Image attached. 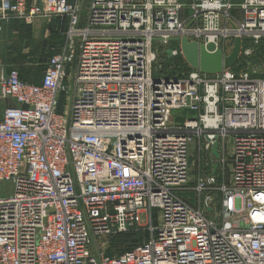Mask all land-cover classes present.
Listing matches in <instances>:
<instances>
[{
  "label": "built area",
  "instance_id": "1",
  "mask_svg": "<svg viewBox=\"0 0 264 264\" xmlns=\"http://www.w3.org/2000/svg\"><path fill=\"white\" fill-rule=\"evenodd\" d=\"M10 19H61L68 33L41 83L0 75V264H264V0H0V22ZM171 38L226 55L236 38L253 41L219 75L158 78L157 44L183 58ZM156 87L197 114L154 127ZM137 136L141 164L105 143ZM193 138L224 153L232 141L230 156L207 159L221 179L199 176L194 204ZM133 231L149 237L130 251L97 244Z\"/></svg>",
  "mask_w": 264,
  "mask_h": 264
},
{
  "label": "crops",
  "instance_id": "2",
  "mask_svg": "<svg viewBox=\"0 0 264 264\" xmlns=\"http://www.w3.org/2000/svg\"><path fill=\"white\" fill-rule=\"evenodd\" d=\"M25 1L30 6H39L41 3V0ZM90 1L91 0H79V3L86 8ZM40 20L42 19L27 23L19 19H10L8 21L0 22V75L8 74L12 71H18L22 79L25 81L36 83L42 82L43 70L45 68L44 61L46 58L47 60L49 59L47 55L54 47L52 46L54 44L51 43H53L52 38H54L55 25L52 22ZM166 55L169 56L168 54ZM167 76H169L168 73L160 74V77ZM197 111V104L194 103L192 109L186 111L180 110L179 112H183L184 119L187 120L194 117L197 114ZM181 126H183V124L169 127L178 128ZM191 145L192 156L190 162L191 164L193 163L191 168L194 169L195 163L198 164L197 172H195V174L193 172L195 180L197 181L199 176L205 177L210 175L217 176L220 180L221 174L219 167H210L206 161L210 157L222 158L226 153L227 156H230L232 147L227 149L226 153H224L223 147L220 144H216L210 151H206L203 147L204 140L199 141L196 138L192 139ZM196 181L193 185L188 186L190 191L185 195L187 200L192 204L195 202V194L191 190L195 186ZM216 196L218 197L217 199ZM219 202V195L215 194L213 196V201L211 202V208H213L214 211L218 210ZM204 212L210 213V210L204 209Z\"/></svg>",
  "mask_w": 264,
  "mask_h": 264
},
{
  "label": "rangeland",
  "instance_id": "3",
  "mask_svg": "<svg viewBox=\"0 0 264 264\" xmlns=\"http://www.w3.org/2000/svg\"><path fill=\"white\" fill-rule=\"evenodd\" d=\"M186 2V1H184ZM234 3L239 4L242 3V0H234ZM40 21H45V22H52L54 23V38L53 39V43L54 44L52 46H54L50 52L48 53L47 57L49 58V56H52L56 53H59L63 47L65 46V43L67 41V31H68V24L65 20H61V19H42ZM47 46V45H44ZM157 49L160 50V58L163 59L165 56V52H167L170 48L169 46H160L157 44ZM54 51V52H53ZM260 51L262 52V54H264V47L260 49ZM47 58L44 61V65L46 62ZM180 60V58H177L176 60L172 61L174 62L173 64L169 65V62L167 60H165V62H158V65H156L155 69L153 70V73L156 77H160V74H170L173 73L175 71H177L178 69H182L181 67L179 68V66H177L176 63H178ZM185 61V60H184ZM255 63L258 62V59L256 58V60L251 61V63ZM180 63V62H179ZM179 73H184L183 71H177L176 74ZM155 100H154V105H153V126L154 127H169V126H174V125H180V124H184L186 122V120L184 119V113L183 112H179V109H174L172 104L164 99V97L162 96L161 92H160V88L156 87L155 89ZM186 111V110H184ZM143 137L142 136H137L135 138L131 137L125 140V142H122L121 144H118V140L117 138H113V137H107L105 138V143L112 149H117L119 150L122 155L130 160V161H136L137 163L142 162L143 157L145 155V146L143 144ZM232 147V141H228L227 142V149H230ZM192 156V155H191ZM193 162V160H192ZM191 164V163H190ZM193 164V163H192ZM191 164V166H192ZM197 167L198 164L195 163L194 169L191 168L190 171V178H189V185H193L195 183V175H193V172L195 174V172H197ZM13 181L12 182H8L5 183L3 185L2 191H1V195L2 196H10L12 194V190H13ZM218 197L216 196V199ZM215 205V203H214ZM142 223H145V219L144 216H142ZM131 234H133L135 237H121L120 236H116V237H111L110 239L108 238H103L102 240L98 241V245H102L105 244L106 249L104 250L107 254L109 255H117L119 254L121 251L133 246L136 243V239L138 237L141 238H146L147 236L149 237L148 233H143V232H130ZM129 234V233H127Z\"/></svg>",
  "mask_w": 264,
  "mask_h": 264
},
{
  "label": "water",
  "instance_id": "4",
  "mask_svg": "<svg viewBox=\"0 0 264 264\" xmlns=\"http://www.w3.org/2000/svg\"><path fill=\"white\" fill-rule=\"evenodd\" d=\"M162 41V39H155ZM250 38H236L230 54H224L214 44L199 45L197 42H189L187 38H171L169 43L179 45L186 64L195 71H200L208 76L221 74L224 70L234 67L241 56L243 42H251ZM167 54L171 56V51Z\"/></svg>",
  "mask_w": 264,
  "mask_h": 264
},
{
  "label": "trees",
  "instance_id": "5",
  "mask_svg": "<svg viewBox=\"0 0 264 264\" xmlns=\"http://www.w3.org/2000/svg\"><path fill=\"white\" fill-rule=\"evenodd\" d=\"M174 46V45H173ZM166 59H167V61L169 62V65L170 64H173L174 62H172V60H169L168 59V56L166 57ZM180 60H182V61H179L178 63H176L177 64V66H179V68L181 67H183L182 69H178L177 71H183L184 73H189V72H191L192 71V69L186 64V62L184 61V59L183 58H180ZM177 71H175V72H173L172 74L173 75H175L176 74V72ZM36 83V82H35ZM39 84V83H38ZM121 237H130V238H132V237H135L133 234H131V233H129V234H124V235H122ZM142 237V236H141ZM141 237H138L136 240V243L133 245V246H131V247H129V248H127V249H125V250H123V251H121L119 254H121V253H123V252H127V251H130V250H132V249H134L135 247H137V246H139V245H142V244H144V243H146V241H147V238H148V236L146 237V238H141ZM109 255V254H108ZM118 255V254H117ZM109 256H116V255H109Z\"/></svg>",
  "mask_w": 264,
  "mask_h": 264
},
{
  "label": "bare ground",
  "instance_id": "6",
  "mask_svg": "<svg viewBox=\"0 0 264 264\" xmlns=\"http://www.w3.org/2000/svg\"><path fill=\"white\" fill-rule=\"evenodd\" d=\"M119 136H120V134H119Z\"/></svg>",
  "mask_w": 264,
  "mask_h": 264
}]
</instances>
